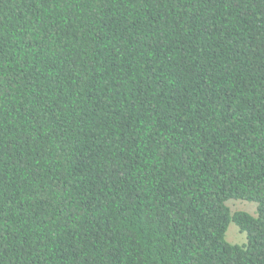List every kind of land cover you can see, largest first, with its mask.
Returning <instances> with one entry per match:
<instances>
[{"label":"trees","instance_id":"1","mask_svg":"<svg viewBox=\"0 0 264 264\" xmlns=\"http://www.w3.org/2000/svg\"><path fill=\"white\" fill-rule=\"evenodd\" d=\"M0 264H264V0H0Z\"/></svg>","mask_w":264,"mask_h":264},{"label":"rangeland","instance_id":"2","mask_svg":"<svg viewBox=\"0 0 264 264\" xmlns=\"http://www.w3.org/2000/svg\"><path fill=\"white\" fill-rule=\"evenodd\" d=\"M231 212L244 210L252 215L256 213V203L246 200L230 199L226 202ZM225 238L230 243L245 242V233L241 232L234 222H230L225 233Z\"/></svg>","mask_w":264,"mask_h":264}]
</instances>
